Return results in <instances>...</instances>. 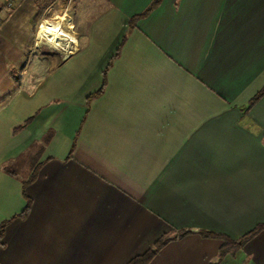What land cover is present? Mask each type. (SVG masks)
Masks as SVG:
<instances>
[{
  "label": "crops",
  "instance_id": "obj_1",
  "mask_svg": "<svg viewBox=\"0 0 264 264\" xmlns=\"http://www.w3.org/2000/svg\"><path fill=\"white\" fill-rule=\"evenodd\" d=\"M45 1L0 0V264H127L162 238L148 264H211L200 231L263 225L264 0H73L75 42L14 83ZM216 264H264V229Z\"/></svg>",
  "mask_w": 264,
  "mask_h": 264
},
{
  "label": "rangeland",
  "instance_id": "obj_2",
  "mask_svg": "<svg viewBox=\"0 0 264 264\" xmlns=\"http://www.w3.org/2000/svg\"><path fill=\"white\" fill-rule=\"evenodd\" d=\"M48 1L49 0L45 1L46 4L40 6L39 11H42L43 9H47V12H48L47 20L50 22L56 21L59 18H63L64 19L63 21L64 30L68 32L69 34H72L74 42H75L74 31H75V26H76V22H75L76 18L74 19V9L71 4L73 0H66L65 2L63 0L61 1L60 0H50L49 2ZM6 10H11V7H8L7 4H6ZM50 13H51V17H50ZM1 21L2 20L0 19V23ZM41 21L42 20H40V22ZM40 22L35 26V32L30 33L29 40H28V44L32 42V44L34 45L33 52L30 53V48L25 46L23 59L17 65H15V68L13 69L12 73L16 76L18 80L16 81L14 78L13 80L14 83L21 81L20 76H25V77L29 75L30 77L41 76L42 66L44 65L45 62L48 61L49 57L58 56L59 52L62 54H65L67 50L69 49V44L65 42H61L59 45L60 48L57 47L56 49H53L51 45L49 44L43 45V44L37 43L36 30ZM64 45L65 47L67 46L66 47L67 49L64 47ZM22 69L23 71H20ZM2 90L4 92L5 87H3ZM2 98L5 99V95ZM21 171L22 170H18V175L20 177L29 175L31 173L30 164H28V166L25 168L24 170L26 171L25 173L24 171L22 172Z\"/></svg>",
  "mask_w": 264,
  "mask_h": 264
},
{
  "label": "trees",
  "instance_id": "obj_3",
  "mask_svg": "<svg viewBox=\"0 0 264 264\" xmlns=\"http://www.w3.org/2000/svg\"><path fill=\"white\" fill-rule=\"evenodd\" d=\"M159 2H160V0H154L152 5L150 6L149 10L154 8L155 6H157L159 4ZM40 20H41V12H37L31 20V26H32V32L33 33L35 32V26L40 22ZM3 170L9 172L7 169V166H4ZM33 178H34V173H32V175L29 177L28 181L23 183V188H25L29 183H31L33 181ZM29 206H30L29 201L26 200L25 208L22 211V213L19 215V217H21V218L26 217L28 210H29ZM6 224H7V222L0 224V240H1L3 230H4ZM262 229H264V224L256 227L253 231L249 232L248 234H246L245 236H243L237 240H231V239H228L226 237L216 235V234H213L210 232H205V231H200L199 234L205 238H217V239L222 240V245L219 248L217 259H216V261L211 263V264H216L217 261L220 260L224 255L232 254L237 249L241 248L250 238H252L254 235H256ZM188 233H190V231H181L178 233V236L182 237ZM166 241L167 240L165 238L158 240L143 255L135 257L134 259H132L127 264H148L152 260V258L155 256V254L160 250V248L166 243Z\"/></svg>",
  "mask_w": 264,
  "mask_h": 264
},
{
  "label": "bare ground",
  "instance_id": "obj_4",
  "mask_svg": "<svg viewBox=\"0 0 264 264\" xmlns=\"http://www.w3.org/2000/svg\"><path fill=\"white\" fill-rule=\"evenodd\" d=\"M63 21H64L63 18H59L53 22H50L45 19L42 20L36 30L37 43H40L43 45L49 44L51 45L53 49H56L57 47H59L61 42H65L67 44L74 43L72 34H69L68 32L64 30Z\"/></svg>",
  "mask_w": 264,
  "mask_h": 264
},
{
  "label": "built area",
  "instance_id": "obj_5",
  "mask_svg": "<svg viewBox=\"0 0 264 264\" xmlns=\"http://www.w3.org/2000/svg\"><path fill=\"white\" fill-rule=\"evenodd\" d=\"M13 2H14V0H8V2H7V6H8V7H11Z\"/></svg>",
  "mask_w": 264,
  "mask_h": 264
}]
</instances>
